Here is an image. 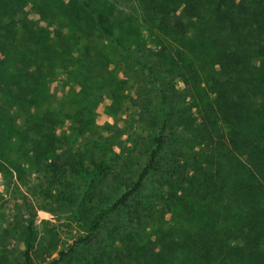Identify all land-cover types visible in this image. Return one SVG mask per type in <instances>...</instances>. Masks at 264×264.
<instances>
[{
  "label": "trees",
  "instance_id": "1",
  "mask_svg": "<svg viewBox=\"0 0 264 264\" xmlns=\"http://www.w3.org/2000/svg\"><path fill=\"white\" fill-rule=\"evenodd\" d=\"M135 1L143 21L167 42L186 40L200 62L177 65L166 44L149 55L125 39L126 25L115 32L105 0H69L84 29L146 80L129 140L115 148L53 150V112L31 111L48 100L44 65L0 62V172L11 196L0 208V264H84L83 249L93 264H264V0ZM85 47L80 67L100 91L110 61L99 44ZM41 198L63 205L65 229H39ZM107 231L121 234V250L103 242Z\"/></svg>",
  "mask_w": 264,
  "mask_h": 264
},
{
  "label": "rangeland",
  "instance_id": "2",
  "mask_svg": "<svg viewBox=\"0 0 264 264\" xmlns=\"http://www.w3.org/2000/svg\"><path fill=\"white\" fill-rule=\"evenodd\" d=\"M105 1L113 10L111 16L115 32L117 33L118 26L126 25L123 34L125 39L146 44L145 48L152 51L149 55L156 54L157 45L166 44L177 65L200 62L193 58L186 40L169 38L170 41L167 42L150 24L143 21L145 15L140 9L136 10L137 1ZM210 6L212 8L213 4ZM82 18L78 8L69 0H0V62L8 63L11 67L26 64L31 71H36L39 64L44 65L41 76L44 84L41 83V86L48 100L40 102L31 111L37 118V114H41L43 110L53 112L54 117L49 123L59 136L53 150L58 146L69 149L79 146L80 149L87 150L93 149L95 144H106L115 148L118 143H126L129 140V130L132 129L131 122L137 112L135 107L144 102L139 96L147 89L144 75L139 74L136 66L119 63L117 53L110 52L111 44L96 38L91 28L84 29ZM203 20L206 21L204 24L213 23L212 18L207 16ZM52 41L56 42V47L46 45ZM93 43L99 44L100 49L104 50V57L110 61L106 66L104 81L98 80V83L103 84L100 91H97L92 83L97 79L88 74L85 68L80 67L78 59L85 52V46L92 47ZM51 49L54 55L49 62L46 57L48 53L51 54ZM8 52L10 58L7 57ZM91 60L96 61L92 49L89 57L83 61L88 66ZM33 77L35 80L40 78L36 74H33ZM90 111L92 119L89 123H81L79 113L87 114ZM42 162L45 165L52 164L49 160ZM36 163H23V169L30 170L32 166L42 169V165ZM0 166L7 168L3 162H0ZM4 172H0V208L11 197L10 189L4 186L9 181V174ZM37 184L48 193L49 188H46L44 180ZM74 185L78 186L77 180ZM38 195H41L40 191ZM48 200L41 198V209L36 210L39 229L43 230L44 221L56 226L58 230L65 229L66 209L59 202H55V206L51 207ZM63 235L65 237V234ZM66 236L69 238L68 233ZM103 242L111 243L118 250L122 249L121 234L117 232H105ZM86 254V249H83V263L93 264V259L86 258Z\"/></svg>",
  "mask_w": 264,
  "mask_h": 264
}]
</instances>
